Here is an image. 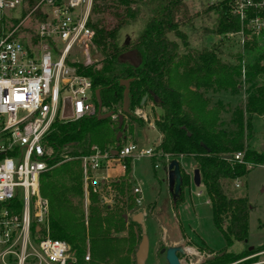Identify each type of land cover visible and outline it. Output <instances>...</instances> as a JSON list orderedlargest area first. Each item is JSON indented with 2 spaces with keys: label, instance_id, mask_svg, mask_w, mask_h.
I'll list each match as a JSON object with an SVG mask.
<instances>
[{
  "label": "trees",
  "instance_id": "1",
  "mask_svg": "<svg viewBox=\"0 0 264 264\" xmlns=\"http://www.w3.org/2000/svg\"><path fill=\"white\" fill-rule=\"evenodd\" d=\"M140 6L149 16L140 35L119 44L120 30L138 18ZM201 9L191 13L190 9ZM213 12L211 28L204 29L205 34L223 36L241 31L238 19L229 7L186 4L183 0H95L92 13L100 18L89 23L95 32L94 45L101 57L91 64L75 63L80 74L93 81L95 110L99 101L95 91L100 90L104 113L112 111L115 118L100 120L96 111L77 121H56L47 136V144L53 149L48 163L53 168L42 175L41 196L49 202V236L54 240L68 243L72 247L79 264H103L115 260L120 248L110 230L118 228L120 218L110 221L103 216L99 198L89 188L90 204L85 205V180L83 164L80 159L92 153L93 147L102 152L118 148L117 135L125 130L119 128L118 115L123 104L124 87L121 81L132 79L130 83L131 106L134 113L149 102L163 112L155 123L161 136L155 155L166 157L169 162L186 157L195 160L200 172L202 187L208 196L212 209V221L221 234L226 246L213 258L202 264H258L257 254L264 248L246 247L240 253L229 251L235 242L248 244L250 202L248 193L239 195L232 190L236 181L247 177L251 168L264 166V151L250 150L245 142V131L251 130L253 116L264 115V84L248 91L249 96L244 110L238 109L232 120L235 129L224 130L220 127V112L207 109V100L199 90H229L237 93L242 72L249 81L264 78V45L258 40L244 41V55L248 63L243 67L228 65L220 61L223 40H218L210 48L187 50L179 54L180 45L169 36L174 34L184 45L186 36L183 29L193 28V21L203 13ZM110 16L112 20H108ZM182 69L183 78L195 88L190 96L183 95L174 87L173 74ZM147 97L143 106L142 100ZM247 114V118L245 115ZM134 123L143 124V120L134 115H126ZM73 149L74 152H68ZM236 153H242L243 163L234 159ZM65 156L72 157L64 160ZM131 158L124 160L125 176L116 181L121 192L129 190L126 177L131 173ZM154 167L156 164L153 158ZM182 190L177 199H172L173 208L184 201V189L191 186V177L181 166ZM135 205L132 199L129 207ZM19 199L2 204L0 207L20 209ZM154 207V204L150 206ZM134 222V221H133ZM108 225L109 229L104 225ZM120 229V228H118ZM46 236V233L44 234ZM88 249L90 261H85ZM255 256V257H254ZM116 264H135L124 262Z\"/></svg>",
  "mask_w": 264,
  "mask_h": 264
},
{
  "label": "built area",
  "instance_id": "2",
  "mask_svg": "<svg viewBox=\"0 0 264 264\" xmlns=\"http://www.w3.org/2000/svg\"><path fill=\"white\" fill-rule=\"evenodd\" d=\"M94 1L0 0V206L15 199L22 204L14 210L0 207V264H79L68 243L49 236V202L41 196L40 179L53 168L46 138L54 123L96 111L93 81L70 63L80 45L86 48L84 65L93 61L89 47L95 32L89 23ZM183 1L226 5L242 28L227 35L264 45V0ZM134 113L143 117L139 109ZM111 152L95 146L81 157L86 182L91 172L112 162L124 166L128 158H159L154 149L134 143L121 145L116 157ZM243 156L236 153L234 159L243 163ZM133 192L141 194L140 187Z\"/></svg>",
  "mask_w": 264,
  "mask_h": 264
},
{
  "label": "rangeland",
  "instance_id": "3",
  "mask_svg": "<svg viewBox=\"0 0 264 264\" xmlns=\"http://www.w3.org/2000/svg\"><path fill=\"white\" fill-rule=\"evenodd\" d=\"M137 9H139V15L136 21L120 30V45H123L126 41L136 39L149 16L144 7L140 6ZM200 9L199 6H196V8L190 9V12L196 13ZM99 18V15L91 13V21H97ZM214 18L213 12L203 13L194 19L193 28L183 29L187 46L174 34L170 35L169 38L180 45V55L190 49L210 48L218 40H223L220 61L232 66H238L242 63L244 67L248 63L247 57L243 56L242 61L238 60L240 55H244L242 45L244 43H241L240 38L228 35L205 34L204 29L211 28ZM107 19L112 20L110 16H107ZM89 48L91 55L99 53L94 43ZM74 49L70 56V63L85 64L86 48L84 45L75 46ZM248 78L242 72L238 81L237 93L225 89H209L208 92L204 89L199 90V93L203 94L204 99L208 102L207 109L219 110L220 127L224 130L233 131L235 129L232 120L238 109L244 110L249 96L248 91L264 84L262 76L252 82ZM173 79L174 87L180 89L183 95L188 97L190 96L189 93L195 90L183 78L182 69L175 71ZM139 111L143 115V117L139 116L143 120V124L139 125L131 122L126 117L123 124L125 130L120 141L123 145L134 143L142 149L155 150L161 138L157 128H155V123L163 115V112L155 107L152 102H149ZM245 117L247 118V114ZM113 120H117V118H113ZM251 126V130L247 129L245 131L246 145L252 151L263 152L264 115L253 116ZM66 151L74 152L73 149H67ZM158 156L159 158L155 159L159 164L158 168L154 167L152 158H131V173L125 178L130 188L123 193L119 187H116L115 179L102 182L97 178L99 176H96V172L89 174L92 180L86 182L84 179L86 207L90 204L88 195L89 188L92 187L93 193L99 198V206L103 216L112 222L120 218L124 219V223L120 222L118 225L120 229L114 227L109 233L111 237L115 238V243L119 246L120 251L117 253L115 260L103 264H116L118 261L119 263L134 262L138 264L135 255L143 236H146L148 244L144 264H168L165 253L162 254V251L173 247L170 243L171 240L180 241L176 247L182 246L185 250L184 254L178 255L182 264L205 263L225 248L226 244L221 234L213 225L212 209L208 202L207 193H205L202 186L197 187L193 184V172L196 168L195 160L186 157L177 158V161L191 177V186L184 189V201L174 209L167 178V167L170 162L166 157ZM70 159L72 157L64 160ZM80 159L82 160V158ZM247 175L244 180L240 181L239 188L236 187L237 181L232 187V190L239 195L244 192L248 193L250 207L252 208L249 216L248 244L245 246L242 242H235L229 249V251L235 253L242 252L247 246L250 248H264V166H252ZM136 187H140L141 194H134L133 191ZM94 189H96V192H94ZM132 199H135V205L129 207ZM153 204L154 207L151 208L150 206ZM138 214L142 215L141 224L132 221V217ZM104 227L109 229L107 224ZM87 254H90L89 249ZM255 256L258 258V264H264V250Z\"/></svg>",
  "mask_w": 264,
  "mask_h": 264
},
{
  "label": "water",
  "instance_id": "4",
  "mask_svg": "<svg viewBox=\"0 0 264 264\" xmlns=\"http://www.w3.org/2000/svg\"><path fill=\"white\" fill-rule=\"evenodd\" d=\"M101 57L100 53H96L92 55L93 60H97ZM132 79H125L121 81V85L125 88L124 93H123V104H122V110L121 113L118 115V123H119V128H122L124 124V120L126 118V115H134L135 113H132L130 110L131 106V96H130V83L132 82ZM95 97L99 101L98 108L96 111V114L98 115V118L100 120H105V119H110V117L115 118V113L110 111L109 113H104L103 108H102V103H101V97H100V90L97 89L95 91ZM147 97H144L142 100L141 106L144 105L146 102ZM123 136V131H120L117 135L116 140L119 142L120 139ZM118 148L120 147V144H117ZM118 148H115L112 150V155L116 157L118 155ZM181 165L179 161H171L167 167V178H168V188H169V194H171V197L173 200L177 199L178 196L180 195L179 193L182 190V184L183 180L181 177ZM193 184L194 186L200 187L202 185L201 177H200V172L197 168L194 169L193 172ZM127 219V217H126ZM142 220V215L138 214L136 216L132 217V221L141 224ZM147 238L146 236H143L140 242L139 249L135 255L136 261L138 264H144V259L147 255ZM165 253V259L168 261V264H182L181 261L179 260L178 255L184 254L185 250L182 246L180 247H169L168 249H164L162 251V254ZM213 258V257H211Z\"/></svg>",
  "mask_w": 264,
  "mask_h": 264
},
{
  "label": "crops",
  "instance_id": "5",
  "mask_svg": "<svg viewBox=\"0 0 264 264\" xmlns=\"http://www.w3.org/2000/svg\"><path fill=\"white\" fill-rule=\"evenodd\" d=\"M95 172L97 173L96 176L97 175L99 176L97 178H99L102 182H105L107 180H112V179L119 181L121 180V178L125 176V167L122 164L112 162V165H110L109 167L97 170ZM90 180H92V178H90ZM171 201H172V197H171ZM179 242L180 241H177V240L170 241L171 246L179 245Z\"/></svg>",
  "mask_w": 264,
  "mask_h": 264
}]
</instances>
